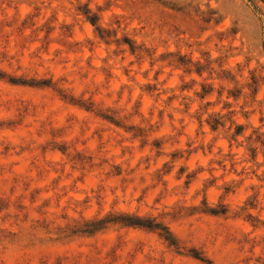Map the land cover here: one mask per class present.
Listing matches in <instances>:
<instances>
[{"label":"rangeland","instance_id":"374dc122","mask_svg":"<svg viewBox=\"0 0 264 264\" xmlns=\"http://www.w3.org/2000/svg\"><path fill=\"white\" fill-rule=\"evenodd\" d=\"M0 264H264V0H0Z\"/></svg>","mask_w":264,"mask_h":264}]
</instances>
